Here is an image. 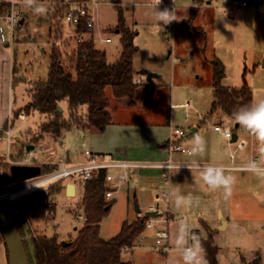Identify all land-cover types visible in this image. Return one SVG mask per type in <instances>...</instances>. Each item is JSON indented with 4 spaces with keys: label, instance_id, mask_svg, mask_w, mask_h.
<instances>
[{
    "label": "rangeland",
    "instance_id": "1",
    "mask_svg": "<svg viewBox=\"0 0 264 264\" xmlns=\"http://www.w3.org/2000/svg\"><path fill=\"white\" fill-rule=\"evenodd\" d=\"M5 1L9 2L10 11L12 3L10 0ZM88 1L95 19L93 43L97 48L105 50L110 59L115 58L121 50L118 8L111 0ZM206 1L197 8L196 15L188 19L190 8L194 5L192 0H161L158 10L166 8L175 14V20L164 24L157 23L153 15V0H120L124 26L134 33V80L144 76V82L136 84L139 87L132 105L128 98L116 99L111 88L107 87V110L119 122L162 123L171 117L173 129L178 126L194 132L189 139H184L185 143L180 141L183 147L192 152L190 155H180V161H195L206 165L219 161L231 164L233 161L234 165L255 163L257 166H264V140L258 131L253 132L241 123L235 128V121L229 120L219 110L210 113L213 101L210 62L215 58L225 68L222 85L240 87L242 73L246 68L245 79L251 88L253 103L264 98V0H246L249 4L247 7L237 8L232 12L234 0H210L209 4ZM37 4L46 11L37 13L35 6L29 8L23 0H17L14 13L18 17H24L25 23L16 26L12 37L9 35L10 24L5 19L8 13L0 15V26L8 36V41L5 42L8 43L7 51L11 57L14 56L11 59L16 60L14 94L16 100L24 96L23 106L16 111L12 110L9 122L15 128L19 125L26 126L23 135L27 142L33 144L40 139V127L45 121L37 113L30 112L26 116L23 112L30 101L33 83L47 78L48 54L52 50L60 55L64 67L73 72L78 44L72 31L61 20L65 11L64 3L37 0ZM184 20L187 21L186 24L183 23ZM249 20L253 22L249 24ZM36 32L44 40V44L40 39L37 40ZM24 36H28L27 42L19 43ZM104 38H110L111 43L102 42ZM148 73L157 74L153 79L154 91L150 102H146L148 83L145 76ZM20 77L27 81L24 85L27 87L26 91L23 84L16 81ZM183 104H187L188 108L181 106ZM62 105L67 117L65 102ZM16 113H23L25 121H20ZM216 125L230 128L236 133L237 140H227L213 129ZM77 129L73 125L63 130L59 138L51 133H48L50 137L47 135L51 139L50 145L55 158L65 160L68 155V166L83 164L88 159L84 154L88 146H82L83 141L87 144L88 132L82 137ZM197 135L204 138L203 152L194 150V137ZM242 140L246 142L245 147L236 149L237 143ZM8 148V143L1 140L0 184L5 190L11 192L59 169L57 167L45 171L42 168L37 177L16 181L10 172ZM34 151L39 156L41 148L36 146ZM16 158L11 145V160ZM21 159L26 160L25 154ZM152 169L143 177L139 176L141 171L137 172L138 176L130 180L124 189H119L109 213L100 222L99 236L108 240L120 231L123 221L151 220L153 228H145L132 246L124 248L125 252L121 253L124 262L184 264L176 244L181 223H187L200 240H206L209 233H212L214 244L218 248L219 264H243L241 259L246 262L256 258L261 263L264 261V170L223 169L226 176L234 178L232 195L226 198L223 186L212 188L202 179L200 172L203 168H174L171 171ZM164 177H169V180L165 181ZM66 182L75 185L76 196L64 195ZM59 183L62 189L57 193L46 192L50 186L60 185ZM59 183H53L47 189L39 190L40 187H37L7 198L13 217L19 223L28 244L29 253L32 252L29 243L32 237L43 234L51 237L55 233L60 241L70 242L74 241L78 230L84 225L82 189L78 174L64 178ZM48 193L49 198L38 199L39 195ZM163 193L168 195V199L163 198ZM156 194L158 198L155 197ZM149 207L158 211L155 216H146ZM219 212L222 218L219 217ZM178 215L181 217L176 219ZM222 221H227L228 224L219 229ZM157 229L165 230L169 235L168 253L155 246L153 234Z\"/></svg>",
    "mask_w": 264,
    "mask_h": 264
},
{
    "label": "trees",
    "instance_id": "2",
    "mask_svg": "<svg viewBox=\"0 0 264 264\" xmlns=\"http://www.w3.org/2000/svg\"><path fill=\"white\" fill-rule=\"evenodd\" d=\"M56 1L60 3L64 0ZM192 1L194 5L190 8L188 19L196 15L197 8L206 0ZM111 2L118 8V29L121 33V51L118 59L109 63L105 52L96 49L93 40H86L77 44L74 71L71 72L64 67L60 55L55 50L49 52L47 78L33 84L30 101L23 109L26 116L34 112L45 118L40 127L41 133H51L59 138L63 130L73 125L82 130L103 132L111 121L105 95L107 87L111 88L116 99L128 98L129 104H134L133 99L137 96L139 87L134 82L133 55L136 52L134 33L124 26L120 0H111ZM2 13H9V2L5 0L0 2V15ZM79 31H86L83 23ZM210 63L213 90L210 113L221 110L236 123L238 122L236 112L241 107L253 104L251 88L245 79L246 68L242 73L241 86L227 87L221 83L225 77L224 65L217 58ZM64 102L67 117L64 115L62 105ZM105 175L106 171L101 170L97 177L81 183V205L85 221L74 241L67 242V245H62V241L55 233L51 237L43 234L30 239L32 252L29 253L21 227L15 220L29 264H127L121 259L120 250L132 246L134 240L145 229L144 220L123 221L120 231L115 236L108 240L100 238V222L107 216L114 203L113 200L105 199L107 190ZM59 184L50 186L46 192L57 193L62 189L61 183ZM48 195L49 193L41 194L38 199L49 198ZM200 243L207 264H219L218 248L214 244L212 233H209L206 240H200ZM241 260L243 264H264L259 258L251 262Z\"/></svg>",
    "mask_w": 264,
    "mask_h": 264
},
{
    "label": "crops",
    "instance_id": "3",
    "mask_svg": "<svg viewBox=\"0 0 264 264\" xmlns=\"http://www.w3.org/2000/svg\"><path fill=\"white\" fill-rule=\"evenodd\" d=\"M206 3L209 4L210 0H207ZM1 18L2 17H0V20H2ZM18 18H19V22L17 25L25 23L24 17H18ZM252 22L253 20L248 21L249 24H251ZM16 26L13 29L11 28V34H9L11 37L13 36V32ZM4 32L5 31L3 30L2 26H0V129L9 128L11 131V138H12L11 141L12 142L8 145L9 146L8 156H9L10 164L11 165L13 164L36 165L40 167L41 171H42V168H44L45 171L53 170L54 168H56V163L60 161L64 162L68 166V163L70 162L69 161L70 158L68 157L67 154H66L67 156L65 157V160L61 159L60 157L55 158L53 149L50 145V142H51V139L49 138L51 136L50 134L41 133L40 136L42 135V137L39 136L40 139L38 140V142L36 144H32L34 145V148H36V146L41 148L40 155L37 156L36 151H34V149L30 151L26 150V146L31 144L26 141L23 135V132H25L26 126L19 125L15 128L14 124L9 122L10 120L9 117H11L12 115V110L16 111L17 109L23 106L24 104L23 95L24 94L22 95L23 97L21 99L18 98L16 100L14 89H13L15 74L17 72L16 71L17 70L16 60L11 59L14 56L11 57L9 55V52L7 51L8 43H5V42L8 41V36H6ZM37 35H38V38H37L38 40L40 39L41 36L39 35V33ZM28 36L22 37L19 40V43H26L28 40L27 38ZM94 38H95V34H94ZM94 38H93V42H95ZM40 42L44 44V40L40 39ZM104 43H111V41L104 42ZM94 46L96 49L102 50V49L97 48L95 44ZM44 51H45L44 48H42L43 53ZM102 51L105 52L107 61L109 63L115 62L120 55V52H119V55H117L115 58L110 59L106 51L105 50H102ZM16 81H18V83L21 82L23 86L27 82L24 77H20V79ZM26 89L27 87H25L24 91H26ZM16 103L19 105H15ZM219 111L223 113L221 110ZM25 117L26 116L23 113H20L18 115V119H20V121H23V120L25 121ZM110 117H111L110 124L106 126L103 132H98L96 130H82V129H77V131L80 133V136L82 137H85L86 133L88 132L87 144H85V146L87 145L88 146L87 150H89L92 153H95L98 156L99 161H103V162L126 161V162H135V163L143 164V167H139L136 171V174L134 176H131L129 181L132 180L137 175V172L139 173L141 171L139 176L143 177L148 171H152L153 170L152 168H157L151 165L158 164V163H165L167 161H170L173 164H175L174 168L176 169L177 168L179 169H184V168L201 169L200 168L201 165H204V166H215V165L226 166L228 165V163H222L220 161L215 162L212 165L199 164V163H196L195 161L183 162V161H180L181 160L180 155H182V153L169 152L168 146L170 144V141L172 140V131H173V127L171 126V117L167 121L163 120L162 123L161 122H158V123H155V122L153 123L119 122V121H115L113 117L111 116V114H110ZM177 127L178 126H176L175 128ZM178 128H184V127H178ZM194 134H195L194 132H189V136L187 138L189 139ZM47 135H49V137ZM0 137H1L0 141L1 140L6 141L3 133H0ZM184 139L186 138L178 140V143H180V141L181 142L184 141L185 143ZM242 141L245 142V140H242ZM83 142L85 143V141ZM11 145H12V151L17 156L15 160H11ZM24 154L26 156V160L21 159V156H23ZM34 157L38 159H35ZM5 171H9V170H5ZM113 172L116 173L117 169H113ZM68 184L70 183L66 182L64 185L65 189L63 190V193L65 196L68 194L67 193ZM127 185L123 186L122 188L124 189V187H126ZM73 186H74V194L76 196V188L74 184ZM1 187L5 192H10L8 190H5L2 184H1ZM155 197L158 198L157 194L155 195ZM112 200L114 201V198ZM183 209L184 207L182 208V210ZM219 217L222 218V214L220 212H219ZM226 224H228L227 221H225V226ZM0 264H9L7 250L1 239H0Z\"/></svg>",
    "mask_w": 264,
    "mask_h": 264
},
{
    "label": "built area",
    "instance_id": "4",
    "mask_svg": "<svg viewBox=\"0 0 264 264\" xmlns=\"http://www.w3.org/2000/svg\"><path fill=\"white\" fill-rule=\"evenodd\" d=\"M2 1V0H0ZM11 1V10L6 15V20L10 24V27L13 29L19 22L18 16L14 13V6L12 0ZM54 4L58 3L56 0H52ZM64 3L65 5V11L62 14V22L65 23L66 27H68L72 33L74 34L75 38L77 39V42H84L86 40H93L92 37V31L95 26V19L93 16V12L90 8L89 1L88 0H79V1H73V0H64L60 2L59 4ZM93 5V4H92ZM249 4L246 0H234L233 6L231 7V12L237 8H244L247 7ZM10 14V15H9ZM83 23L86 27L85 32L79 31L80 25ZM167 31V30H166ZM102 41L104 42H110V38H104ZM135 81V84H142L144 82V76L138 77ZM185 108H188L187 104L181 105ZM22 118V117H21ZM213 129L217 132H220L223 137H225L227 140L232 139V130L228 127H222V126H214ZM0 133H3L5 136V139L8 143V145L11 143V131L9 128L0 129ZM189 136V132L185 130L184 128H175L172 131V140L170 141V144L168 146L169 152H178L182 154H191V151L185 147H183L182 144L176 142L178 140H181L183 138H187ZM1 138V137H0ZM237 140V139H236ZM82 146H85V143H82ZM245 146V142L241 141L238 142L236 145L237 148H242ZM84 154L87 155L88 159L83 164H76L72 166H67L64 162H58L56 163V168L53 172L50 174L38 178L31 183L16 189L14 192H8L9 196L17 195L18 193H22L25 191H29L31 189L40 187L39 190L47 189L49 185L53 183H59L62 181V179L73 176L74 174H78V177L80 179V184L84 183V181L89 180L91 178L97 177L99 172L101 170L106 171L105 175V184L107 186V190L105 192V199L107 201H111L114 198V194L123 186L127 185L129 179L131 176H134L136 174V171L139 167H143V164L141 163H135V162H126V161H111V162H103L98 160V156L95 153L90 152L89 150H85ZM233 154L231 155V159H233ZM231 161V164H228L226 166L222 165H215L213 167H220L222 169L226 170H251L249 165H234ZM252 164V163H251ZM153 167L161 168V169H167L171 170L175 167V164H173L170 161H167L165 163H158L151 165ZM201 168H205L208 166L201 165ZM260 170H264V166H258ZM113 169H117V172H113ZM165 181L169 180V177H164ZM163 198L168 199V195L163 193ZM149 212H158L153 207H149ZM82 218V217H81ZM85 220V218H84ZM145 228L151 229L152 223L150 219H147L144 221ZM142 238V237H141ZM153 239L155 242V246L158 248H161L160 250L164 253H168L169 248L167 246V242L169 239V235L165 230L157 229L155 230L153 234ZM121 253L125 252L124 248H121Z\"/></svg>",
    "mask_w": 264,
    "mask_h": 264
},
{
    "label": "clouds",
    "instance_id": "5",
    "mask_svg": "<svg viewBox=\"0 0 264 264\" xmlns=\"http://www.w3.org/2000/svg\"><path fill=\"white\" fill-rule=\"evenodd\" d=\"M12 2L15 4L17 0H12ZM23 3L29 8L35 6L34 10L37 13H44L46 11L43 6L37 4V0H23ZM160 3L161 0H153L152 4L153 15L156 18L157 23L163 22L164 24H168L175 20V14L173 11H169L166 8L164 10H158L157 6ZM235 115L239 123L253 132L258 131L261 139L264 140V98L257 100L251 106L241 107ZM204 145L205 141L202 136L197 135L194 137L195 151L203 152ZM249 167L254 171H261L255 163L250 164ZM200 175L212 188L223 186L226 198L232 195L231 185L234 178L226 176L222 168L208 166L201 170ZM176 244L184 264H207L200 239L187 223H181L176 236Z\"/></svg>",
    "mask_w": 264,
    "mask_h": 264
},
{
    "label": "water",
    "instance_id": "6",
    "mask_svg": "<svg viewBox=\"0 0 264 264\" xmlns=\"http://www.w3.org/2000/svg\"><path fill=\"white\" fill-rule=\"evenodd\" d=\"M22 23V21H21ZM183 23H187L186 20H184ZM264 65V63H263ZM157 77V74L155 73H148L145 76V80L148 83V92L146 96V102H150L152 98V94L154 91L153 88V79ZM61 112V108H58ZM239 126V122L235 123V128ZM237 139L236 133H232V141H235ZM34 145L29 144L26 146V150H33ZM10 172L12 174V177L16 181L31 179L34 177H37L41 170L39 166L31 165V164H13L10 166ZM70 188L73 189V193H69ZM67 193L68 194H74V186L73 184L67 185ZM8 196L9 193L5 192L0 184V239L3 241L7 254H8V261L9 264H29L28 258L26 254V250L24 248V244L22 241V237L19 233V230L17 228L15 219L13 217V214L11 212L9 203H8ZM137 212H140L139 209L136 210ZM156 212H147L146 216L151 217L155 216ZM181 215L176 216V219H179ZM225 221H222V225L219 226V229L224 228ZM67 242H62V245H67Z\"/></svg>",
    "mask_w": 264,
    "mask_h": 264
},
{
    "label": "bare ground",
    "instance_id": "7",
    "mask_svg": "<svg viewBox=\"0 0 264 264\" xmlns=\"http://www.w3.org/2000/svg\"><path fill=\"white\" fill-rule=\"evenodd\" d=\"M69 193H73V189L72 188H70Z\"/></svg>",
    "mask_w": 264,
    "mask_h": 264
}]
</instances>
